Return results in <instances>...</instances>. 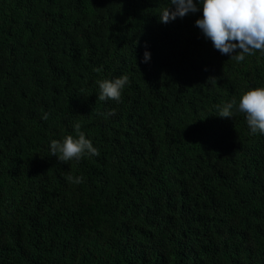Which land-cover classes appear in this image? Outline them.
I'll use <instances>...</instances> for the list:
<instances>
[{
	"label": "trees",
	"instance_id": "obj_1",
	"mask_svg": "<svg viewBox=\"0 0 264 264\" xmlns=\"http://www.w3.org/2000/svg\"><path fill=\"white\" fill-rule=\"evenodd\" d=\"M197 6L0 0V264H264V134L238 111L264 53L221 54ZM77 122L99 155L60 162Z\"/></svg>",
	"mask_w": 264,
	"mask_h": 264
},
{
	"label": "clouds",
	"instance_id": "obj_2",
	"mask_svg": "<svg viewBox=\"0 0 264 264\" xmlns=\"http://www.w3.org/2000/svg\"><path fill=\"white\" fill-rule=\"evenodd\" d=\"M202 5L203 16L195 21L204 36L212 41L214 48L223 55L237 62L244 61L246 55H254L257 51L264 53V0H170V7L165 8L159 19L169 23L177 17L183 18L189 12H197ZM174 6V7H172ZM150 53L145 51L144 61ZM100 71V69H96ZM129 82L127 75L97 81L100 101L115 100L120 102L121 90ZM237 104L235 98L223 106H217L220 117H232V108ZM238 111L245 114L247 124L252 133L264 134V87H250L243 91ZM114 110L105 113V117L114 115ZM47 119V114H44ZM75 136L69 134L62 140L50 142V154L60 162L79 160L85 154L99 155L92 142L81 131L79 122L74 124ZM70 183L80 184L82 177L67 176Z\"/></svg>",
	"mask_w": 264,
	"mask_h": 264
}]
</instances>
